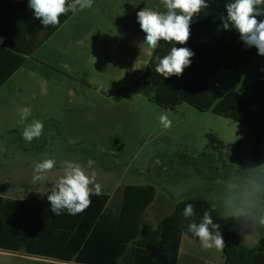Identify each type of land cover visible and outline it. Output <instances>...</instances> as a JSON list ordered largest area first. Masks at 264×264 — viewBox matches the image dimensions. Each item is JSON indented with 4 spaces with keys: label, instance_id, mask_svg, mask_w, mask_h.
Returning <instances> with one entry per match:
<instances>
[{
    "label": "rangeland",
    "instance_id": "1",
    "mask_svg": "<svg viewBox=\"0 0 264 264\" xmlns=\"http://www.w3.org/2000/svg\"><path fill=\"white\" fill-rule=\"evenodd\" d=\"M145 7L165 10L162 0H93L27 57L0 90V197L39 198L53 190L64 161H72L95 170L108 196L127 185L154 186L157 200L147 210L152 224L179 201L207 199L240 219L243 242L254 247L264 242V184L226 176L238 168L264 171V139L255 158L245 125L186 103L166 109L134 92L154 51L144 43L137 20ZM263 63L256 50L239 71L221 69L208 88L218 82L224 90L219 98L230 91L250 97ZM23 107L31 108L24 121ZM161 114L172 120L170 129L160 124ZM32 120L44 128L28 142L22 134ZM208 134L224 148L208 147ZM48 158L56 164L47 179L33 181L34 165ZM0 264L48 263L24 251H0ZM177 264H225L223 249H203L184 235Z\"/></svg>",
    "mask_w": 264,
    "mask_h": 264
},
{
    "label": "trees",
    "instance_id": "2",
    "mask_svg": "<svg viewBox=\"0 0 264 264\" xmlns=\"http://www.w3.org/2000/svg\"><path fill=\"white\" fill-rule=\"evenodd\" d=\"M232 2L206 0L208 7L192 17L187 43L161 40L133 90L166 109L174 110L186 103L201 112L211 111L245 125L251 137L252 155L259 158L264 139V63L251 87L250 97L230 91L219 98L218 92L208 88L210 78L220 69L239 71L257 50L246 46L231 25L227 30L223 28L226 5ZM0 4L5 17L0 23V34L4 35L0 44L1 88L24 66L27 57L74 13L60 16L56 26L45 27L34 17L28 0H0ZM256 18L264 20V14ZM174 46L187 47L194 55L182 75L163 78L155 71L156 57L163 58ZM207 139L208 147L224 148L214 135L208 134ZM230 177L264 184V171L250 168L231 169L226 178ZM51 192L25 200L0 197V251H24L30 256L75 264H177L183 236L199 240L188 231V221H182L185 206L192 203L191 222L200 223L207 210L213 222L220 224L225 264H264V242L254 247L246 245L240 219L226 215L207 199L179 201L157 224H151L147 210L157 198V190L152 185L123 186L113 196L92 195L91 205L76 215L64 210L55 216L47 200Z\"/></svg>",
    "mask_w": 264,
    "mask_h": 264
},
{
    "label": "clouds",
    "instance_id": "3",
    "mask_svg": "<svg viewBox=\"0 0 264 264\" xmlns=\"http://www.w3.org/2000/svg\"><path fill=\"white\" fill-rule=\"evenodd\" d=\"M166 11L161 12L145 7L137 13V20L141 30L146 33L144 43L150 48L158 47L161 40L167 43L186 44L190 38V22L192 17L200 13L202 8L208 7L206 0H162ZM264 0H233L226 5L227 16L223 18V28L230 25L240 34L241 40L248 47H255L258 55L264 56V20L258 21L257 16L264 14ZM28 6L34 17L45 27L56 26L60 23V16L69 12L83 11L93 6V0H28ZM3 37H0V44ZM194 53L187 47H172L169 54L163 58L156 57L158 63L155 71L163 78L173 75H182L184 69L191 63ZM31 115L30 107L21 109V120ZM165 129H170L172 120L166 114L158 117ZM44 125L39 120H32L23 131V139L31 142L38 139L43 132ZM95 162L87 161V168H92ZM56 164L54 159L48 158L34 165L33 181H44L47 173ZM96 172L87 171L80 163L64 161V172L56 182L47 200L55 216L61 215L64 210L68 214L76 215L84 212L90 205L92 195L102 194V187L96 182ZM194 215V206L188 203L182 212V221H188L187 229L200 241L203 249L224 248L225 242L219 223H214L210 211L203 213L200 223L191 222ZM260 223L264 225V218Z\"/></svg>",
    "mask_w": 264,
    "mask_h": 264
},
{
    "label": "crops",
    "instance_id": "4",
    "mask_svg": "<svg viewBox=\"0 0 264 264\" xmlns=\"http://www.w3.org/2000/svg\"><path fill=\"white\" fill-rule=\"evenodd\" d=\"M1 6H3V4H0V23H3V21H5V20H4L5 17H4L3 10H2V7H1ZM164 11H165V10H164ZM164 11H163V12H164ZM0 37H3V40H4V35H1V34H0ZM0 54H1V53H0ZM21 69H22V68H21ZM21 69H20V70H21ZM20 70H19V71H20ZM220 70H221V69H220ZM220 70H219V71H220ZM19 71H18V72H19ZM18 72H17V73H18ZM17 73H16V74H17ZM143 73H144V72H143ZM218 73H219V72H218ZM16 74H14V75H13V76H12V77H11V78H10V79H9V80H8V81H7V82H6V83L0 88V90H1V89H2V88H3V87H4V86H5V85H6V84H7V83H8V82H9V81L15 76V75H16ZM134 186H136V185H134ZM137 186H145V185H137ZM43 195H44V194H43ZM6 199H11V198H6ZM156 200H157V199H156ZM147 214H148V213H147ZM160 220H161V219H160ZM160 220H159V221H160ZM159 221H158V222H159ZM158 222H157V223H158ZM149 223H150V222H149ZM157 223H156V224H157ZM151 224H152V223H151ZM182 241H183V240H182ZM181 247H182V244H181ZM180 251H181V249H180ZM32 257H36V256H32ZM38 258H41V257H38ZM43 259H45V258H43ZM45 260H46V263H48V264H75V263H62V262H57V261L50 260V259H45Z\"/></svg>",
    "mask_w": 264,
    "mask_h": 264
},
{
    "label": "built area",
    "instance_id": "5",
    "mask_svg": "<svg viewBox=\"0 0 264 264\" xmlns=\"http://www.w3.org/2000/svg\"><path fill=\"white\" fill-rule=\"evenodd\" d=\"M211 91H213V92H224V90H223V88H222V86L218 83V82H215L214 84H213V90H211Z\"/></svg>",
    "mask_w": 264,
    "mask_h": 264
}]
</instances>
